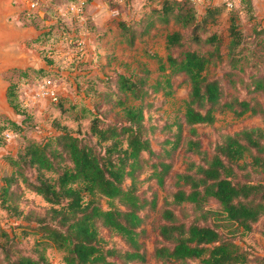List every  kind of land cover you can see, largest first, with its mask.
<instances>
[{"label":"trees","instance_id":"16d2710c","mask_svg":"<svg viewBox=\"0 0 264 264\" xmlns=\"http://www.w3.org/2000/svg\"><path fill=\"white\" fill-rule=\"evenodd\" d=\"M189 3L163 0L158 8L144 10L137 19L117 23L115 43L128 47L157 24L173 27L164 34L165 56L149 55L157 63L154 79L145 65L140 70L90 76L104 89L95 93L90 87L88 91L94 94L88 105L81 99H65L58 107L62 114L72 112L75 129L53 119L50 135L27 139L6 156L10 172L2 177L0 207L6 219L22 231L18 234L11 225L10 229L0 227V264H50L42 251L47 246L61 253L63 264L140 263L145 259L140 239L145 232L141 212L146 207L158 214L155 229L159 241L151 255L163 264H247L258 258L245 240L264 217V181L249 178L251 172L264 173V125L223 134L211 153L202 149L196 126L212 124L217 114L225 112L235 117H264V73L256 70L264 60V36L257 37L264 34V25L253 30L252 41L258 50L254 59L244 53L257 52L245 48L247 41L237 23L242 13L254 18L252 0H239L230 9L226 33L211 30L219 25L221 5L207 6L199 13ZM51 61L47 59V67L35 71L44 75L39 81L52 77ZM242 62L250 64L245 81L238 77L246 88L244 97L236 86V91L227 89L235 82V72L245 71ZM220 64L221 75L215 70ZM175 76H182L188 85L180 114L171 123H152L146 117L153 105L151 96L160 91L171 96ZM6 96L19 112L24 105L13 85L7 88ZM94 96L98 101L92 100ZM8 124L0 147H4L7 131L17 134L23 128L19 123ZM173 126L176 130L160 142L170 148L157 152L152 147L156 131ZM179 143L184 146L185 167L172 173L170 200L164 198L158 205L156 193L146 196L137 183L155 179L161 186L171 168L165 158ZM190 154L199 158L191 159ZM247 168L240 178L238 170ZM143 172L147 176L139 179ZM20 189L47 204L43 214H34L33 225H22L33 211L27 215L18 209ZM101 198L108 200L106 207L100 204ZM208 201L218 208L205 209ZM184 204L198 212L187 222L175 211ZM209 215L212 219L207 222ZM101 228L123 240L124 247L108 245ZM256 232L264 237V228ZM29 233L37 237L33 253L19 246L21 237Z\"/></svg>","mask_w":264,"mask_h":264},{"label":"rangeland","instance_id":"374dc122","mask_svg":"<svg viewBox=\"0 0 264 264\" xmlns=\"http://www.w3.org/2000/svg\"><path fill=\"white\" fill-rule=\"evenodd\" d=\"M37 8L29 9L27 5L21 0H7L4 5L8 9V13L3 16L2 22L7 26H14L23 31L26 35L14 43H9L0 47V53L14 56L19 60L16 66H10L0 69V138L5 127H9L8 122L19 123L23 126L22 130L5 141L4 147H0V184L2 177L10 172V167L7 164L6 156L15 153L24 144L27 139L40 140L52 132V120L57 119L61 124H66L71 129H75L77 122L71 120L72 112L60 113L58 107L65 99L76 100L81 99L88 105L89 97L92 96L90 87L95 88V93L104 89L100 81H96L90 76L111 75L114 72H129L130 70H140L142 65H145L150 70V78L154 79L157 74V63L150 54H157L164 57L166 52L164 48V34L168 28H173L171 25L164 26L157 24L149 34H144L134 40L131 47L124 44L115 43L117 29V22L123 16L125 18L137 19L143 12L142 9L158 8L163 0H121V2H113L111 0H36ZM212 1V0H210ZM190 2V1H189ZM254 18H250L245 14H239L237 23L243 33L244 39L247 41V49L255 51V55L244 51L245 55H250L253 58L257 57L258 50L254 46L253 30L264 25V0H252ZM226 0H215L212 2H196L189 4L199 11L204 10L210 5H221L223 11L219 15V25L211 27L212 29L222 30L228 26V13L231 11L226 6ZM238 4V3H237ZM71 5L81 7L84 9L83 18H77L70 10ZM104 5L106 9H116V14L109 15L104 20V27L100 28L94 33L89 45H92L87 51H84L82 46L77 45L75 35H81L84 27L90 31L92 28V19L86 15L85 9H100ZM236 7V6H235ZM233 7V8H235ZM231 8V9H233ZM139 9V11H138ZM139 15V16H138ZM134 17V18H133ZM118 18V19H117ZM83 29L81 31V26ZM139 32V27L136 28ZM264 34H259L258 38H262ZM193 47V46H192ZM185 48V47H184ZM177 53L176 49L172 50ZM50 57V58H49ZM47 59H51L49 64L51 68V76L55 79L57 90L59 94V102L52 103L47 99H43L37 95V87L40 79L44 76L41 72H35L43 67H47ZM255 59V58H254ZM47 63V64H46ZM245 66L243 73L235 72L233 76L234 84L227 87V89H237L241 97L246 96V88L244 84H240L239 78L246 79L247 72L250 69V64L242 62ZM220 64L215 70L222 73V66ZM221 68V69H220ZM256 68V67H255ZM257 73H264L263 63L256 68ZM182 76L173 77V94L171 96H164L162 92L154 93L151 96L153 105L146 113V117L152 123L161 125L164 122L171 123L174 121L176 115H179L180 105L183 98L186 97L188 85L183 80ZM92 82V83H91ZM90 83L92 86H90ZM13 85L21 103L24 105L20 107L17 112L9 103L6 91L7 88ZM236 86V89H235ZM87 92V95L84 92ZM98 101L94 96L92 99ZM26 101V102H25ZM62 102V104H64ZM66 108L68 106H65ZM25 113V114H23ZM81 129H84L86 123L81 122ZM264 117L261 115L244 114L240 117H235L229 112L217 114V119L212 124H199L196 126L197 137L201 141L202 149L208 153L213 151L216 143L220 142L221 136L225 133H232L243 127L263 126ZM173 126L171 129H165L163 132L155 133V138L152 140V147L157 152L162 151L163 148L169 149L170 145H161L164 137L169 136L175 131ZM185 133V129H183ZM190 158L198 159L199 157L190 154ZM170 161L171 168L165 175L164 183L159 186L155 179L138 182L137 187L139 191H144L146 196L151 193H156L158 205L161 204L164 198L170 200V192L173 190L172 173L182 170L185 167L186 154L184 146L181 143L171 151L169 157L165 158ZM249 168L239 169L238 176L244 178L245 171ZM147 175L143 172L139 179H144ZM250 179H261L264 181V173L251 172ZM246 179V178H245ZM128 184L129 181H126ZM22 187V186H21ZM19 197H16L18 209L25 214L33 211L29 219H26L22 225L30 223L33 225L34 214H43L47 208V204L37 195L28 190H18ZM16 192V195H18ZM115 203V201H114ZM100 204L103 207L108 205V200L100 199ZM205 209L215 210L218 206L213 201H208L204 205ZM175 211L179 218L183 221H190L198 212H193L192 206L189 204L176 207ZM141 214L145 216V221L142 228L145 229L141 237L142 249L144 252V261L136 264H163L154 259L151 255L152 248L159 241L156 232V225L158 222V214L155 210L146 207ZM4 209L0 207V227L10 229L13 226L15 231L19 234L21 227H17L12 223V220H7ZM212 216L209 215L207 222L211 221ZM28 220V221H27ZM202 221L199 220V223ZM20 223V222H19ZM11 225V226H10ZM15 225V226H14ZM17 227V228H16ZM264 228V217L259 226L256 225L254 231L247 236V243L251 246V250L256 252V247L264 248V241L258 234L260 229ZM101 235L108 243V245H115L124 247V242L118 236L109 233L106 229L100 230ZM36 234L29 233L21 237L19 246L28 251L32 250L34 240L37 238ZM238 238V237H237ZM241 238V237H240ZM243 238V236H242ZM2 238H0L1 240ZM50 264H63L61 253L54 248L47 246L43 250ZM32 252V251H31ZM33 253V252H32ZM169 264V263H165Z\"/></svg>","mask_w":264,"mask_h":264},{"label":"built area","instance_id":"2783aa9c","mask_svg":"<svg viewBox=\"0 0 264 264\" xmlns=\"http://www.w3.org/2000/svg\"><path fill=\"white\" fill-rule=\"evenodd\" d=\"M23 1L27 7L29 9H35L37 8V1L36 0H21ZM113 2H121V0H111ZM192 3H196V2H206L209 3L210 0H189ZM239 2V0H226V6L227 8L231 9L233 7H235L237 5V3ZM70 10L77 18H83L84 15V9H81V7H76L75 5H71V9ZM114 12H116L115 9H113ZM88 33V29L86 27H84V31L81 35H78L76 38V42L77 45H79L80 47L82 46L83 48V37L84 35ZM37 95L43 99H47L52 103H56L59 99V94H58V90H57V85H56V81L54 78L50 77L47 79H44L42 81H40V83L38 84L37 87ZM15 134L11 131H7L5 133V138L6 140H9L12 136H14Z\"/></svg>","mask_w":264,"mask_h":264},{"label":"crops","instance_id":"0c3cea01","mask_svg":"<svg viewBox=\"0 0 264 264\" xmlns=\"http://www.w3.org/2000/svg\"><path fill=\"white\" fill-rule=\"evenodd\" d=\"M210 2L215 4V0H212ZM144 10H146V9H142V11H144ZM138 11H139V9H138ZM197 11L199 13H201L203 10L199 11L197 9ZM85 12H86V15L89 16L90 19H92V28H90V31L88 33H86L83 37V41H84L83 42V49H84V51H87L92 46V45H89V43H90L92 37L94 36V33L97 32L98 30H100V28L105 26L104 25L105 18L108 17L109 15L115 16L116 13L113 11V9H106V7L104 5H101L100 9H92V7L90 9H85ZM119 20H129V19L125 18L123 16ZM260 237H262V240L264 241V237L261 235H260ZM256 250L257 251L254 253L258 256V258L250 260L247 264H264V260H263L264 259V248L257 246Z\"/></svg>","mask_w":264,"mask_h":264},{"label":"water","instance_id":"95a60500","mask_svg":"<svg viewBox=\"0 0 264 264\" xmlns=\"http://www.w3.org/2000/svg\"><path fill=\"white\" fill-rule=\"evenodd\" d=\"M6 1L7 0H0V47L9 43H14L27 34L26 31H23L14 26H7L2 22L3 16L8 13V9L4 5ZM18 61L19 60L15 59L14 56L0 53V69L10 66H16L18 64Z\"/></svg>","mask_w":264,"mask_h":264}]
</instances>
